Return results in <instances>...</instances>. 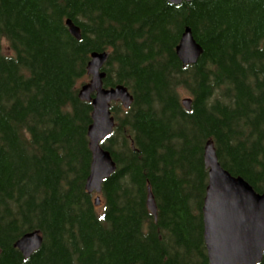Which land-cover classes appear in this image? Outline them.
Instances as JSON below:
<instances>
[{
    "label": "trees",
    "instance_id": "obj_1",
    "mask_svg": "<svg viewBox=\"0 0 264 264\" xmlns=\"http://www.w3.org/2000/svg\"><path fill=\"white\" fill-rule=\"evenodd\" d=\"M187 27L204 54L184 66ZM94 52L109 53L104 86L134 98L111 107L101 145L117 170L100 206L86 190L93 107L79 97ZM209 141L264 191V0H0V264H210ZM34 231L43 245L25 259L15 244Z\"/></svg>",
    "mask_w": 264,
    "mask_h": 264
},
{
    "label": "water",
    "instance_id": "obj_2",
    "mask_svg": "<svg viewBox=\"0 0 264 264\" xmlns=\"http://www.w3.org/2000/svg\"><path fill=\"white\" fill-rule=\"evenodd\" d=\"M173 5L194 0H166ZM70 34L82 40L81 29L72 20L66 22ZM184 66L195 65L204 54L203 47L196 41L193 30L187 27L176 49ZM109 53L94 52L88 64L90 81L79 92L82 101L92 104L93 123L88 136L92 152L90 175L86 190L96 193V205H101L103 184L117 170L112 154L102 147V142L113 133L116 121L112 115L113 103H121L129 109L134 98L124 85L112 88L104 86ZM193 100L184 98L182 104L188 111ZM205 166L209 171V184L203 205L204 241L210 264H260L264 258V191L258 193L242 177L232 176L219 162L215 145L209 141L204 153ZM148 208L157 219L158 208L153 194L148 197ZM43 245L38 231L23 235L15 244L25 259L33 256Z\"/></svg>",
    "mask_w": 264,
    "mask_h": 264
},
{
    "label": "rangeland",
    "instance_id": "obj_3",
    "mask_svg": "<svg viewBox=\"0 0 264 264\" xmlns=\"http://www.w3.org/2000/svg\"><path fill=\"white\" fill-rule=\"evenodd\" d=\"M4 50H5L8 54L11 53V51L9 50V47H8L7 44H4ZM6 52H5V53H6ZM184 98H190V97L187 96V95H183V99H184Z\"/></svg>",
    "mask_w": 264,
    "mask_h": 264
},
{
    "label": "bare ground",
    "instance_id": "obj_4",
    "mask_svg": "<svg viewBox=\"0 0 264 264\" xmlns=\"http://www.w3.org/2000/svg\"><path fill=\"white\" fill-rule=\"evenodd\" d=\"M101 197V196H100Z\"/></svg>",
    "mask_w": 264,
    "mask_h": 264
}]
</instances>
